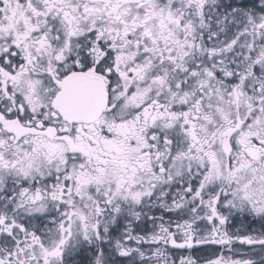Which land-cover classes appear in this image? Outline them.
Returning a JSON list of instances; mask_svg holds the SVG:
<instances>
[{
    "label": "snow or ice",
    "instance_id": "obj_1",
    "mask_svg": "<svg viewBox=\"0 0 264 264\" xmlns=\"http://www.w3.org/2000/svg\"><path fill=\"white\" fill-rule=\"evenodd\" d=\"M0 264H264V0H0Z\"/></svg>",
    "mask_w": 264,
    "mask_h": 264
}]
</instances>
